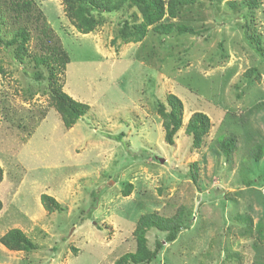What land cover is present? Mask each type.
Returning <instances> with one entry per match:
<instances>
[{
	"label": "rangeland",
	"instance_id": "rangeland-1",
	"mask_svg": "<svg viewBox=\"0 0 264 264\" xmlns=\"http://www.w3.org/2000/svg\"><path fill=\"white\" fill-rule=\"evenodd\" d=\"M33 1L69 57L57 74L62 91L89 111L63 127L47 80L29 76L47 73L33 61V22L5 17L2 43L26 25L31 40L25 51L0 45V237L18 229L36 249L0 244V264H114L135 251L141 216L180 210L186 229L150 264H264V58L245 41L253 36L264 55V0L251 10L247 0H196L164 22L198 34L150 31L129 44L115 39L124 12L92 14L100 25L83 35L61 0ZM168 94L183 105L172 145L157 113ZM194 113L210 121L199 148L185 130ZM229 136L226 157L220 141ZM42 194L63 210L46 212ZM165 235L146 231L147 248Z\"/></svg>",
	"mask_w": 264,
	"mask_h": 264
},
{
	"label": "trees",
	"instance_id": "trees-1",
	"mask_svg": "<svg viewBox=\"0 0 264 264\" xmlns=\"http://www.w3.org/2000/svg\"><path fill=\"white\" fill-rule=\"evenodd\" d=\"M196 0H61L64 16L71 26L80 34H89L100 25L92 14L103 13H122L128 14L127 19L123 20L116 30L115 39L122 44L139 43L151 31L158 36H167L171 33L177 35H196L198 34L191 27L175 25L172 22H164L165 19H176L179 9L195 4ZM248 9L256 7V0H247ZM0 25L5 22V17L14 22H25L32 25L39 40L40 53L33 57L37 68L45 69L46 75L42 71L29 74L35 82L47 80L49 90V100L51 107L59 115L63 127L68 130L83 117L89 107L85 104L74 101L62 91L63 84H59L57 74H64L65 66L69 63V57L59 44L53 34L52 29L47 23L43 13L37 8L33 0H2L0 6ZM131 11V12H130ZM19 27L12 33L10 39L0 45L5 48L14 45L20 46V50H26L28 42L31 40L30 30L27 26ZM246 25H244L245 27ZM247 27V26H246ZM253 36H246V45L260 58H264L261 50L252 43ZM258 44L256 41H254ZM114 43V42H111ZM264 48V45H263ZM183 105L174 95L168 94L164 103H158L157 113L163 118L164 140L168 145L173 144V138L181 127ZM210 126L209 118L202 113H194L186 126V134L191 137L192 146L199 148L202 138ZM122 140V136L115 138ZM236 144L233 136L222 138L220 148L224 156L229 157ZM261 148L256 149L255 159L259 157ZM187 176L195 182L193 172L189 171ZM3 179V171L0 167V184ZM132 186L127 184L122 191L124 197L131 193ZM40 203L48 213L61 212L63 208L50 196L40 195ZM2 203L0 201V211ZM155 229L165 233L163 241H155L153 250L147 248L145 238L146 231ZM182 229H186L183 224L182 211L171 218H164L155 214L143 215L137 221L133 237L136 249L133 253H127L118 258L114 264H150L156 259L157 254L162 248L163 243H172L176 240ZM0 244L9 251L30 252L36 249L35 245L18 229L9 230L0 237Z\"/></svg>",
	"mask_w": 264,
	"mask_h": 264
},
{
	"label": "water",
	"instance_id": "water-1",
	"mask_svg": "<svg viewBox=\"0 0 264 264\" xmlns=\"http://www.w3.org/2000/svg\"><path fill=\"white\" fill-rule=\"evenodd\" d=\"M157 160H161V159H157Z\"/></svg>",
	"mask_w": 264,
	"mask_h": 264
}]
</instances>
